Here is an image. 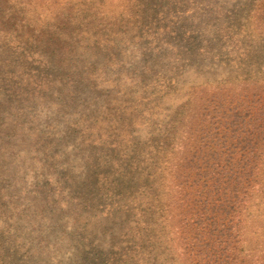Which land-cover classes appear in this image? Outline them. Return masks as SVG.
<instances>
[{"label": "trees", "instance_id": "16d2710c", "mask_svg": "<svg viewBox=\"0 0 264 264\" xmlns=\"http://www.w3.org/2000/svg\"><path fill=\"white\" fill-rule=\"evenodd\" d=\"M13 1L0 0V219L14 218L17 225L22 222L39 245L49 246L57 235L53 230L65 219L64 209L79 203L82 211L78 215H88L95 235L82 239L71 252L70 260L77 259L76 264H157L158 260L166 264H264V239L249 244L251 234L254 238L260 235L264 218V68L254 57L257 46L250 51L242 48L248 65L233 67L238 82L231 83L230 77L209 79L210 67L219 57L228 62L224 51L229 48L223 46L227 43L211 45L202 24L183 13V0H178L180 10L173 6L175 0H164L157 10L150 5L158 4L153 0H127L128 13L120 16L131 19L132 26L140 22L136 36L145 63L143 72H151L154 79L150 87L136 79L141 86L132 95L139 96L130 107L114 111L101 103H90L93 110L84 106L87 115L112 111L124 124L132 122L131 127L108 142L106 153L91 150L90 168L79 175L69 163L73 170L67 167L64 179H58L60 149L53 148L57 141L50 136L54 126L40 123L43 111L63 110L60 103L56 108L47 103L52 97L51 75L60 72V78L65 77L66 90L59 101L70 97L75 105L80 92L73 84L81 76H92L87 65L93 60L92 55L78 60L77 44L82 37L93 38L99 49L106 50L116 44L114 34L93 18L99 13L90 14L93 5H104L105 0H50L54 7L47 8L48 17L41 11V0H28L33 3L34 17L24 11L27 1ZM170 12L180 16L164 23ZM146 19L149 22L144 23ZM222 19L212 32L214 42L218 31L230 29L232 38L241 32L235 29L236 35L232 21ZM256 23L264 28L261 17H256ZM154 26L161 36L148 44L151 49L143 39L145 31ZM163 47L188 52L189 67L200 78L183 94L176 87L182 97L174 96L166 105L159 102L158 87L166 82L167 71L159 69L154 59L146 60L152 52H156L153 57L161 56ZM243 69L254 77L240 75ZM93 94L97 96L98 90L93 89ZM162 109L167 112L156 123ZM69 119L64 149L70 146V127L76 124L80 131L72 150L79 153L105 142L92 123L82 125L79 112ZM98 120L92 118L94 123ZM109 120L101 122L108 125ZM144 126L152 127L148 139L138 134ZM25 167L33 169L34 178L42 177V185L34 186L40 191L34 190L30 201L20 203L16 197L22 190L29 196L17 183L18 172ZM5 229L0 230V264H62L51 259L37 262L33 253L18 246L10 226Z\"/></svg>", "mask_w": 264, "mask_h": 264}, {"label": "rangeland", "instance_id": "374dc122", "mask_svg": "<svg viewBox=\"0 0 264 264\" xmlns=\"http://www.w3.org/2000/svg\"><path fill=\"white\" fill-rule=\"evenodd\" d=\"M24 1H27L29 4L27 9L24 10L26 11V15L28 17H34L33 3L28 0ZM153 1L158 3L150 4L152 9L156 10L159 9L156 8L157 5H164L166 3L164 0ZM175 2L176 3L173 6L176 10H180L179 1L175 0ZM12 3L17 4V1L14 0ZM41 3L43 5L41 11H45L44 16L48 17L49 10H47V8L52 9L54 6L50 4V0H41ZM183 4L185 6V8L182 9L183 13L193 15L194 23L202 24L206 31H208L207 34L209 37L207 39L212 43L211 45L214 44L215 47L218 44L221 46L223 43H227L223 46L228 45L229 50L224 51V53H228V62H226L224 58L219 57L218 62L223 61L226 63L215 62L214 65L210 67L212 73L209 79H215V81H218L230 77L232 80L231 83L238 82L240 78H236L237 72L234 71L233 67L236 63H242L247 66L248 63L244 50H249V48L252 49L256 46L257 53L254 54V57L257 59L259 65L263 64L262 67L264 68V28H258V23H256L257 16L261 17L264 21V10H260L261 6H264V0H183ZM127 9V0H105L104 5L95 4L90 9V14L99 13L98 16H94L93 18L97 17L96 20L106 24L110 28V32L114 34L116 44L103 50L101 47V49H99V47L96 46L93 38L86 37H82L81 41L77 44L76 53L79 58L77 59L83 60L92 55L90 59L93 58V60L87 65V69L91 71L92 76L88 78H86V76H81V80L76 79V82L73 84L75 88H77V91L80 92V97H78V102H76L75 105L72 104L70 97H67L65 102L59 101L60 95L66 90V86L63 83L65 77L61 79L60 72H53L51 75L53 84L51 85L49 94L52 95V97L47 103L54 108L58 107L57 104L60 103L63 110L52 112L50 110L43 111L40 123L43 124L47 122L54 126L50 136H53L51 138L53 141H57L53 148L60 149L58 151L56 164L58 166V172L61 175L58 179H64L65 175L62 174L64 171H68L67 167L70 168L71 171L77 169L79 175L84 171V168L85 170L90 168L92 166V158L89 156L90 151L95 150L102 154L106 153L109 150L107 147L109 146L108 142L113 138L117 139L118 135L119 138L122 137V131L131 127L128 125L132 122L124 124L125 122L121 121L116 113L112 114V111L101 110L94 115H92L93 112L90 111L91 114L87 115L89 110H84V106L93 110L95 107L91 106V104L94 105L95 102L96 104L101 103L102 105H106L111 109H114V111L130 107L131 102H134L139 96L137 93L132 95V92L141 86L140 83H136V79L138 78V81L142 82L143 86L149 85V87L154 79L151 72H143V65L145 63L143 61L144 59H142L143 57L139 53L140 48L138 45L140 39L136 36V27H138L140 22L136 26H132L130 25L132 24L131 19H128L127 16H120L121 13H128ZM147 12L152 13L151 10ZM179 16L180 14L178 12H170L167 16L165 15L164 23L173 21V18ZM190 17L191 16H189V18ZM222 17L225 18L226 21H232L230 26L231 30L235 31V29H238L241 32L238 36L232 38L230 29L218 31L219 34H216L215 36L219 41L218 43V41L214 42V40H212V32H214L217 27L221 26L223 21ZM147 21L149 22V19H146L143 22L147 23ZM153 28L154 29L145 31L143 39L144 43L151 49L153 46H149L148 44L155 41L154 38L161 36L159 27L154 26ZM163 48L164 49L160 54L161 56L153 57L156 52H152L149 53V56H152V58H146V60L150 63L151 60L154 59L159 69L167 71L166 82L158 87V91H160L158 94L159 102L163 101L164 105H166V103L169 104L171 100L173 101L172 97L174 96L180 99L184 90H187L191 85L196 84V81L200 78L196 76L194 68L189 67L191 55L188 52L184 51L182 48L179 49L180 52H175L168 47ZM242 48L244 50H242ZM261 50L262 52L260 53ZM99 51H101V53ZM94 53L97 54L95 57H93ZM217 63L219 64V67L215 68ZM226 64L227 66H225ZM82 71L84 72L85 69ZM238 73L240 75L244 74L247 77H254V74L248 72L247 69L240 70ZM197 75L203 76L200 73H197ZM175 81L178 83V86ZM166 86L169 90H166ZM176 87L177 89H180V93L182 94H177L175 92ZM93 89L98 90V94L95 97ZM82 90L84 92L83 96H81ZM166 91L169 92L166 93ZM80 104H82V106H79ZM76 111L81 114V118L84 120L82 125L92 123L93 129L99 135H104L103 139L105 142L102 143V145H90L89 147H91V149L85 148L82 149V151H78L79 153L72 150L73 143L77 142L74 137H77L80 131V126H77L76 124V126L70 127L71 133L70 135H67V140L69 141L70 146L65 149L62 147L66 140L64 136L66 125H68L70 121V116ZM134 111L140 113L137 109H134ZM166 112L167 110L165 109L161 110L156 123H159L164 118ZM94 116L101 118V120H98L96 123L92 122ZM106 119H110L109 121L111 122H109L108 125H103L101 121H106ZM151 128V126H144L138 130V134L142 139H148L149 136H147V133L151 131ZM107 135L109 137L105 138ZM72 154H74V156H72ZM69 163H72L74 166L72 167L73 169L71 166H67ZM32 170L33 169L31 168L25 167V170L18 172V177H20V180L17 181L18 186L29 191V196L24 193V190H22L23 193L20 192L21 194L16 197L17 201L20 203H27V201H30L34 194V190H38L35 189L34 186L40 187V185H42V182H39V179L41 180L42 177L39 176V178H34L33 173H31ZM40 170L41 169L36 170V173L40 174ZM50 183L52 182L50 181L49 184ZM58 187L59 186H53L55 189ZM81 211L82 206L77 202H74L72 206L70 203V207L64 209L65 219L62 220L61 226L59 228H53V232L57 231V235H61L62 237L60 240L56 238L57 235L56 237H53L49 246L39 245L34 239L35 235L30 233V229L22 222H18L19 225L15 224L17 221L14 218H1L0 230L1 232H7L5 228L6 226H10L11 236L13 239H16L18 246L23 252L27 251L28 253H33L34 259L37 262L51 259L52 261H60L62 264H76L77 259L70 260L72 257L71 252L79 248L82 239L84 240V238L89 237V235L90 237L95 235V233L91 231L88 215L83 213L81 216L78 215ZM263 220L264 218L260 220V235L255 234L254 238L251 234L250 239L252 240L253 238V241L249 244L255 245L257 244L256 240H259L260 242L264 239ZM90 232L93 234H90ZM60 241H62L63 244L61 247H58L57 245L61 244ZM36 250H39L40 252L37 253L35 252ZM161 261L162 260H158L157 264H166Z\"/></svg>", "mask_w": 264, "mask_h": 264}]
</instances>
